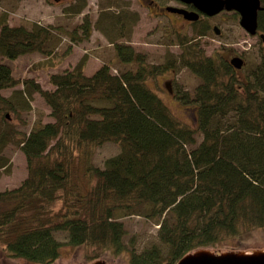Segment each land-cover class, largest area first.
Returning a JSON list of instances; mask_svg holds the SVG:
<instances>
[{"label":"trees","instance_id":"obj_1","mask_svg":"<svg viewBox=\"0 0 264 264\" xmlns=\"http://www.w3.org/2000/svg\"><path fill=\"white\" fill-rule=\"evenodd\" d=\"M106 9L100 5L94 24L87 18L72 31L11 25L7 13L0 16V169L9 165L3 151L11 143L24 153L27 169L19 185L0 190L3 254L51 263L63 244L55 233L63 232L70 245L98 247L127 264H174L196 248L264 229V58L239 77L193 38L186 45L181 39L178 62L200 82L192 92L168 91L188 110L180 118L152 87L156 74L176 61L160 67L118 41L127 34L124 13L110 17L108 28L115 13ZM94 28L113 44L118 70L104 62L86 74L87 57L62 68L74 43ZM258 32L264 33V9ZM66 34L70 41L61 49ZM35 52L43 56L34 62L35 75L16 76L7 61ZM41 71L51 88L37 81ZM35 94L50 118L21 130L12 115L31 112ZM106 143L118 150L97 165L96 149ZM131 215L158 225L139 251L125 242L124 218Z\"/></svg>","mask_w":264,"mask_h":264},{"label":"rangeland","instance_id":"obj_2","mask_svg":"<svg viewBox=\"0 0 264 264\" xmlns=\"http://www.w3.org/2000/svg\"><path fill=\"white\" fill-rule=\"evenodd\" d=\"M162 4L177 5L176 2L169 0H159ZM76 4H79L76 6ZM100 5L105 6L108 12L115 13L108 15V28L112 27V19H117L118 12L123 11L122 21L125 24L127 34L119 38L118 41L131 45L136 51L145 54L150 63L158 64L160 67L164 63H171L175 60L173 67L164 73L156 74L153 79L152 87L159 91L164 101L171 107V110L180 118L187 116L188 110L184 107L182 100L175 99L173 93H169L166 82L172 92L182 94L185 91L192 92L200 78L187 67L181 66L180 56L182 46L180 40L186 45L185 38L192 41L203 49L206 55L211 52H219L222 59L228 60L234 55H242L246 60L244 68L237 73L239 77H245V68L247 66L255 67L262 59L264 53V42L260 41L259 35L249 34L239 23L238 17L233 12L223 11L218 15L211 17L212 23L220 26V34L208 31L200 23L198 29L193 24H185L176 26L172 25L169 17L174 19L173 15H155L154 13L161 9L154 7L149 8L147 0H65L59 3L53 0H0V16L7 13L8 21L11 25L29 24L38 22L42 25H56L64 27L67 31L85 21L88 18L92 24L95 23ZM82 10L81 13H75V10ZM117 24H122L119 21ZM127 29H130L127 31ZM202 29V30H201ZM201 30V31H200ZM81 32V30H79ZM60 38L61 49L69 43L68 34ZM77 36H80L78 33ZM62 39V40H61ZM191 42V41H190ZM87 57L86 74L94 72L102 63L110 62L113 64V72H116L121 64L116 60L113 44L96 28L93 29L88 39H80L74 43L72 53L68 54L62 63V68L74 66L80 59ZM43 56L38 53H31L18 57L15 61L7 62L13 67L14 74L19 77L34 76L32 71L36 67L38 60ZM1 60V59H0ZM37 81L44 88H51L46 71L39 72ZM23 87V86H22ZM10 94V89L4 91V95ZM32 111L24 113L17 117L12 115L13 119H17L16 127L21 130L29 131L31 125L38 120L49 119L45 117L49 112V107L43 98L35 94L31 101ZM27 122L26 126H22V121ZM118 148L113 144L106 143L96 149L94 163L103 164V161L110 155L114 154ZM3 155L9 159V165L6 169H0V190L15 187L26 177V161L24 153L19 149L17 144L11 143L3 151ZM126 228L128 230L125 242L135 250L139 251L146 246L154 237L158 230L155 219H148L139 215H131L124 218ZM56 237L63 243L60 249V256L53 262L48 264H77L80 262H92L95 259L87 260L89 256L99 254L102 259L112 264H127L117 255H109L98 247H74L67 243V239L63 232H56ZM133 241L134 244L130 243ZM220 247H209L214 249H256L264 247V229H256L252 232L243 233L240 236H230L220 244ZM129 246V247H130ZM130 252L126 251L124 257ZM98 259V258H97ZM123 261V262H122ZM122 262V263H121ZM0 264H38L26 260L25 258L12 257L3 254L2 246H0Z\"/></svg>","mask_w":264,"mask_h":264},{"label":"water","instance_id":"obj_3","mask_svg":"<svg viewBox=\"0 0 264 264\" xmlns=\"http://www.w3.org/2000/svg\"><path fill=\"white\" fill-rule=\"evenodd\" d=\"M59 2L61 0H54ZM191 2L197 11L215 14L222 9L235 10L240 15V25L251 35L258 33V12L264 9L261 0H183ZM167 10L184 14L188 19H197V11H184L173 7ZM217 32L219 28L217 27ZM264 42V33L259 34ZM231 63L236 68H241L244 64L242 56H235ZM77 264H112L105 259L98 258L92 262H80ZM174 264H264V247L256 249H214L201 247L183 255Z\"/></svg>","mask_w":264,"mask_h":264},{"label":"flooded vegetation","instance_id":"obj_4","mask_svg":"<svg viewBox=\"0 0 264 264\" xmlns=\"http://www.w3.org/2000/svg\"><path fill=\"white\" fill-rule=\"evenodd\" d=\"M177 3V5H170V4H162L159 0H147V6L149 8H156V9H161L162 11L157 10L154 14L155 15H167L168 17L170 15H173L175 18L172 19L171 17H169L170 21H172V25L176 26L175 24H181L186 26L187 24H193V27L198 29V24L200 23L203 27H206L208 29V31H212L213 33L215 32L216 34H220L221 32V28L219 25L214 24L211 22L210 18L214 17L216 15H218L219 13L223 12V11H227V12H233L234 14H236L239 17V14L236 11H228L225 9L220 10L219 12L215 13V14H208V13H203L200 11H197V8L195 7V5L191 2H186L183 0H171ZM169 2V0L167 1ZM168 7H173V8H177V9H182L184 11H197L198 12V18L197 19H188L187 17L184 16V14L179 13V12H172L167 10ZM186 24V25H185ZM217 27L219 28V32H217ZM202 30V29H201ZM200 30V31H201ZM203 50V49H202ZM204 51V50H203ZM209 55H214L217 56L218 58L222 59L219 56V52H211ZM236 55H234L233 57H235ZM231 57L230 59L226 60L229 64L231 63V59L233 58ZM225 60V59H224ZM175 60H171V63L174 62ZM246 65V60L244 58V65L241 68H233L235 71H240L244 68V66ZM162 67V65H161ZM163 68H167V66L165 65ZM169 69V68H167ZM167 71V70H166ZM164 73V72H162ZM170 83L166 82V86L167 89L169 91H172V89L169 86Z\"/></svg>","mask_w":264,"mask_h":264},{"label":"bare ground","instance_id":"obj_5","mask_svg":"<svg viewBox=\"0 0 264 264\" xmlns=\"http://www.w3.org/2000/svg\"><path fill=\"white\" fill-rule=\"evenodd\" d=\"M262 57L264 58V53L262 54ZM233 68H236L233 64H230ZM244 65V64H243Z\"/></svg>","mask_w":264,"mask_h":264}]
</instances>
